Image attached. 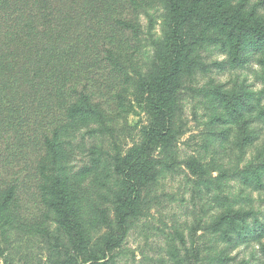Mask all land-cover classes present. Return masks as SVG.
I'll return each mask as SVG.
<instances>
[{"label": "rangeland", "instance_id": "obj_1", "mask_svg": "<svg viewBox=\"0 0 264 264\" xmlns=\"http://www.w3.org/2000/svg\"><path fill=\"white\" fill-rule=\"evenodd\" d=\"M179 3L181 15L169 0L130 2L127 31L99 5L85 26L107 51L92 40L69 59L88 72L75 90L101 89L95 117L69 119L71 82L57 79L61 95L41 96L58 68L40 69L38 99L9 98L32 113L21 126L25 155L6 161L17 149L8 145L0 163L16 196L0 220V264H264V0ZM176 24L180 67L153 94L173 66ZM54 130L67 184L50 195L40 136Z\"/></svg>", "mask_w": 264, "mask_h": 264}, {"label": "trees", "instance_id": "obj_2", "mask_svg": "<svg viewBox=\"0 0 264 264\" xmlns=\"http://www.w3.org/2000/svg\"><path fill=\"white\" fill-rule=\"evenodd\" d=\"M169 1L172 12L181 15L182 8L179 0ZM130 2H134V0H0V163H6L2 160L9 151H12L7 149L8 145L12 149L13 147H17V149L6 155V158L8 157L6 161L17 160L18 157L25 155L26 147L23 142L26 140L27 133L22 132L21 126L29 121L26 115L32 111L28 110L27 113L24 108L12 104L9 98H19L22 102L28 98L23 97L22 99V96L29 95L31 99H38L41 91L38 82L44 80L40 77V69L44 67H48L49 71L54 68L55 73L57 68L59 71L54 74L57 76H52L53 82L50 83L49 90H45L41 96L48 98L61 95V86L57 87L55 84L57 79L66 85L71 82V93L72 95L77 94L75 106L68 110L69 119L95 117L96 113L92 110V103L94 95L98 96L101 89L98 86L92 88L94 86H91V81H89L83 83L80 91L75 90V86L81 85L79 78L88 72L81 70L78 66L75 67V64L69 62V59H72L75 50H81L84 46L87 52L90 51L92 40L95 41V45H99V49L101 45V50L103 48L107 51L108 42L98 39L99 35H89L85 25L93 23V20L100 16L96 11H99V5L104 3L103 7H106L107 10L103 11L108 14L104 21L109 26L111 25L110 27L127 31L131 21L127 20L125 9ZM112 4L117 6L112 7ZM103 29V27L100 28V33L105 34ZM180 31V27L176 24L173 30L176 40V50L172 57L173 66L164 75L162 74L167 68L158 76L155 87L151 89L153 94L161 93L180 67L184 48ZM77 36L79 38L72 41V37ZM58 50H67L70 57L68 59L62 58L64 56L60 57V55L56 57ZM56 60L59 62L54 67ZM45 78L47 80V77ZM2 93L5 94V98L2 97ZM99 109L97 108L99 112L97 121L104 123V114ZM66 131L65 128L63 136ZM60 136L61 134L56 130L49 136H40L42 152L49 154L47 162L52 167L50 195L55 194L54 189L63 188L64 184H67L65 177L60 175L63 167L58 162L62 145ZM17 150H22L23 155H18ZM42 157L39 158L36 168V174L40 181L42 180L40 176L45 169L42 165L45 160L42 162ZM84 170L82 172H85ZM82 172L79 174H83ZM8 183L0 181V220L10 216L11 204L16 198L15 194L11 192V188L8 189ZM21 185L14 183L12 187ZM39 185L41 186V184ZM55 201L54 199L53 207H55ZM75 204L77 205V203ZM66 218L68 219V214Z\"/></svg>", "mask_w": 264, "mask_h": 264}]
</instances>
